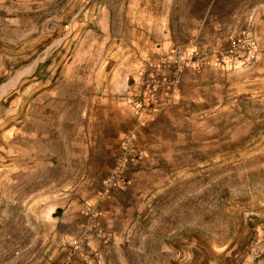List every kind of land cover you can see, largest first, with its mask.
Here are the masks:
<instances>
[{
  "label": "rangeland",
  "instance_id": "374dc122",
  "mask_svg": "<svg viewBox=\"0 0 264 264\" xmlns=\"http://www.w3.org/2000/svg\"><path fill=\"white\" fill-rule=\"evenodd\" d=\"M143 4L0 0V91L36 62L0 96V251L6 240L26 249L31 223L47 228L59 200L38 193H47L62 170L54 160L68 158L71 138L86 129L79 65L102 56L100 48L84 53L81 43L101 35L97 20L120 15L123 26L130 9ZM245 32L255 52L242 66V132L227 134L223 153L211 149L193 159L215 160L185 165L180 178L164 183L151 213L129 223L127 263L264 264V35Z\"/></svg>",
  "mask_w": 264,
  "mask_h": 264
},
{
  "label": "crops",
  "instance_id": "0c3cea01",
  "mask_svg": "<svg viewBox=\"0 0 264 264\" xmlns=\"http://www.w3.org/2000/svg\"><path fill=\"white\" fill-rule=\"evenodd\" d=\"M120 17L97 20L101 35H88L80 45L86 54L100 48L102 56L79 65L86 129L82 137L71 138L68 158L54 160L62 170L49 180L47 193H38L59 198L48 211V226L41 232L39 223H31L26 249L19 243L9 248L4 241L0 264H61L68 251L63 243L73 241L81 246L69 264H84L91 251L110 264H129L122 257L129 223L141 212L151 213L164 183L180 178L185 165L215 160L208 154L194 162L201 151L223 153L227 134L242 132L238 101L246 80L241 65L219 67L210 58L187 68L178 89L158 90L154 99L141 102V112L132 95L139 91L141 66L173 47L209 54L226 49L243 31L261 38L264 0H144L141 8L130 9L127 24L122 26ZM131 135L139 163L127 168L121 186L105 194L103 181ZM87 205L97 213L94 227L83 213Z\"/></svg>",
  "mask_w": 264,
  "mask_h": 264
},
{
  "label": "built area",
  "instance_id": "2783aa9c",
  "mask_svg": "<svg viewBox=\"0 0 264 264\" xmlns=\"http://www.w3.org/2000/svg\"><path fill=\"white\" fill-rule=\"evenodd\" d=\"M255 52L254 43L249 33L242 32L238 37L231 38L224 50L209 54L197 50H188L182 46H176L164 52L157 61H149L141 66L138 73L139 91L132 95L133 103L138 105L139 112L142 111L141 102L147 99H154L160 89L174 91L178 89L181 82V75L187 68H193L204 64L212 59V62L219 67L234 65H248ZM136 136L131 135L123 141L121 153L116 157L109 169L108 175L103 181L104 193L108 194L114 188L121 186L124 182L125 171L132 164H138L140 155L135 148ZM83 213L89 219L91 227L95 226L97 213L92 207L86 206ZM99 238L107 240L102 233H96ZM68 251L61 264H69L73 251L80 249L79 241L63 243ZM84 264H108L93 251L84 255Z\"/></svg>",
  "mask_w": 264,
  "mask_h": 264
},
{
  "label": "bare ground",
  "instance_id": "6f19581e",
  "mask_svg": "<svg viewBox=\"0 0 264 264\" xmlns=\"http://www.w3.org/2000/svg\"><path fill=\"white\" fill-rule=\"evenodd\" d=\"M36 62L30 66L27 70L22 71L21 73H19L9 84H7L1 91H0V96L5 93L13 84L16 83V81L23 75H25L26 73H28V71H30L33 67H35Z\"/></svg>",
  "mask_w": 264,
  "mask_h": 264
}]
</instances>
